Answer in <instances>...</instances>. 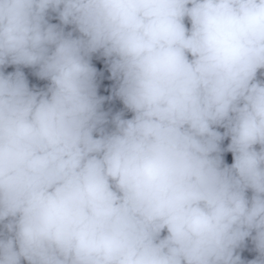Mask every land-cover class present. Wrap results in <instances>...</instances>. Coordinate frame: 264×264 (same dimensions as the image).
Listing matches in <instances>:
<instances>
[{
  "label": "clouds",
  "instance_id": "9594fccd",
  "mask_svg": "<svg viewBox=\"0 0 264 264\" xmlns=\"http://www.w3.org/2000/svg\"><path fill=\"white\" fill-rule=\"evenodd\" d=\"M0 264H264V0H0Z\"/></svg>",
  "mask_w": 264,
  "mask_h": 264
}]
</instances>
